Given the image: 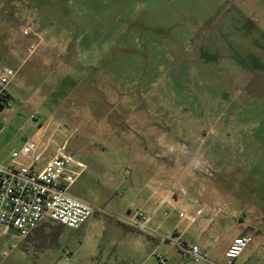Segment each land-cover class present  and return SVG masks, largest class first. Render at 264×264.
<instances>
[{
  "label": "rangeland",
  "instance_id": "rangeland-1",
  "mask_svg": "<svg viewBox=\"0 0 264 264\" xmlns=\"http://www.w3.org/2000/svg\"><path fill=\"white\" fill-rule=\"evenodd\" d=\"M0 66L15 71L0 163L28 164L29 142L41 168L63 146L82 165L69 193L98 210L1 239L0 264H207L172 246L186 199L220 216L224 241L264 207V0H0Z\"/></svg>",
  "mask_w": 264,
  "mask_h": 264
},
{
  "label": "built area",
  "instance_id": "built-area-1",
  "mask_svg": "<svg viewBox=\"0 0 264 264\" xmlns=\"http://www.w3.org/2000/svg\"><path fill=\"white\" fill-rule=\"evenodd\" d=\"M23 35L30 39L37 37L31 24L24 29ZM34 50L35 45L32 43L28 51ZM14 76L13 69L0 66V103L9 98L6 88ZM34 150L35 146L29 142H25L19 150L18 155L28 161L26 165L0 163V240L14 237L9 233L12 230L20 233L18 239L23 238L45 221L78 229L98 211L69 193L70 187L80 175V171L73 168L80 169L82 165L66 155L63 146L41 168L36 167L40 156L32 157ZM200 214L201 210L197 209L189 216V220L194 222ZM179 217L185 218V215L179 214ZM134 219L137 222L133 221L128 226L146 233L145 226L149 219L141 212H136ZM250 241L251 238L246 235L235 239L224 253L225 264H233ZM171 242L184 261L214 264L208 259L203 247L188 244L178 236ZM8 247L14 248L15 244L9 243ZM64 255L67 259L69 252L64 251ZM154 256L159 264H165L163 256Z\"/></svg>",
  "mask_w": 264,
  "mask_h": 264
},
{
  "label": "crops",
  "instance_id": "crops-1",
  "mask_svg": "<svg viewBox=\"0 0 264 264\" xmlns=\"http://www.w3.org/2000/svg\"><path fill=\"white\" fill-rule=\"evenodd\" d=\"M167 200L168 203H171L169 196L163 197V200L159 202V204L156 206L155 211L159 208L160 204H162L163 201ZM186 200L191 203L190 205V215L194 214L197 209L201 210V214L198 215L194 222L188 221L189 224L186 227H177L175 230V235L178 237H181L184 240L185 235L188 232L189 226L191 224H195L196 222L199 224L197 226V234L194 235V240H192V244H197L201 247H203L207 253V255L212 254V247L215 245L211 240L214 239V232L220 233V252L219 255L214 257L216 259V263L220 264L225 262L224 259V253L227 251V249L231 246L232 242L243 236H249L251 238L250 243L245 247V249L242 251V253L233 261V264H264V218L261 219L260 216H257L259 213L257 210L262 209L264 210V207L260 206V203L254 206V213H255V219L251 220L246 223L247 228L239 235L233 237L231 240L224 241V235L228 232V225H225L221 222L220 216L212 213H208L206 210L205 214L208 213L207 217H202V212L205 211L204 205H199L200 207H197L194 203H192V200L187 198ZM194 202V201H193ZM264 217V213H263ZM257 228L261 229L263 233V237L261 239L253 238L252 235L257 232ZM216 239V238H215ZM223 261V262H222Z\"/></svg>",
  "mask_w": 264,
  "mask_h": 264
},
{
  "label": "water",
  "instance_id": "water-1",
  "mask_svg": "<svg viewBox=\"0 0 264 264\" xmlns=\"http://www.w3.org/2000/svg\"><path fill=\"white\" fill-rule=\"evenodd\" d=\"M11 235H13L14 237H16V238H19L21 235H20V233H18V232H16V231H10L9 232Z\"/></svg>",
  "mask_w": 264,
  "mask_h": 264
},
{
  "label": "trees",
  "instance_id": "trees-1",
  "mask_svg": "<svg viewBox=\"0 0 264 264\" xmlns=\"http://www.w3.org/2000/svg\"><path fill=\"white\" fill-rule=\"evenodd\" d=\"M2 102H3V103H4V102H5V103H8V102H9V98L6 99V100H3ZM2 102H1L0 104H2Z\"/></svg>",
  "mask_w": 264,
  "mask_h": 264
}]
</instances>
